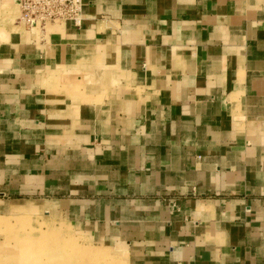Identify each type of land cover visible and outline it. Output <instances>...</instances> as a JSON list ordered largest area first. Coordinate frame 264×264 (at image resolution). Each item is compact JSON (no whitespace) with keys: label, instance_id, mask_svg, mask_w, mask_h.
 Here are the masks:
<instances>
[{"label":"crops","instance_id":"1","mask_svg":"<svg viewBox=\"0 0 264 264\" xmlns=\"http://www.w3.org/2000/svg\"><path fill=\"white\" fill-rule=\"evenodd\" d=\"M83 4L39 43L0 0V209L117 264H264V0Z\"/></svg>","mask_w":264,"mask_h":264},{"label":"rangeland","instance_id":"2","mask_svg":"<svg viewBox=\"0 0 264 264\" xmlns=\"http://www.w3.org/2000/svg\"><path fill=\"white\" fill-rule=\"evenodd\" d=\"M31 206L19 213L0 209V264H117L74 228Z\"/></svg>","mask_w":264,"mask_h":264},{"label":"built area","instance_id":"3","mask_svg":"<svg viewBox=\"0 0 264 264\" xmlns=\"http://www.w3.org/2000/svg\"><path fill=\"white\" fill-rule=\"evenodd\" d=\"M19 9L18 24L37 31L41 38L50 27L71 23L80 28L84 22L83 0H15Z\"/></svg>","mask_w":264,"mask_h":264}]
</instances>
